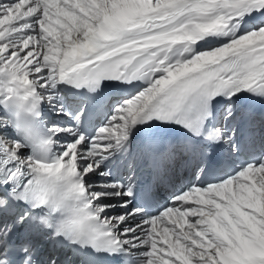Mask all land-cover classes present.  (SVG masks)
Here are the masks:
<instances>
[{
	"label": "snow or ice",
	"instance_id": "1",
	"mask_svg": "<svg viewBox=\"0 0 264 264\" xmlns=\"http://www.w3.org/2000/svg\"><path fill=\"white\" fill-rule=\"evenodd\" d=\"M0 264H264V0H0Z\"/></svg>",
	"mask_w": 264,
	"mask_h": 264
}]
</instances>
